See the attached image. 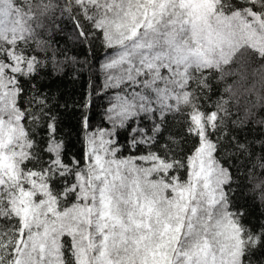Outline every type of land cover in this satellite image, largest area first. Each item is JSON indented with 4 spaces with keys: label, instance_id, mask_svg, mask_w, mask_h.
Instances as JSON below:
<instances>
[{
    "label": "snow or ice",
    "instance_id": "obj_1",
    "mask_svg": "<svg viewBox=\"0 0 264 264\" xmlns=\"http://www.w3.org/2000/svg\"><path fill=\"white\" fill-rule=\"evenodd\" d=\"M0 264H264V0H0Z\"/></svg>",
    "mask_w": 264,
    "mask_h": 264
},
{
    "label": "trees",
    "instance_id": "obj_2",
    "mask_svg": "<svg viewBox=\"0 0 264 264\" xmlns=\"http://www.w3.org/2000/svg\"><path fill=\"white\" fill-rule=\"evenodd\" d=\"M70 55H81L78 48H73L69 45ZM79 67V65H78ZM73 68L69 65L65 70V75L55 78V82L45 79L44 83L49 84L50 89L53 93H63L65 98L71 96L72 99H78L80 93L83 91V85L86 80V73L81 79H73L72 78ZM226 85L218 84L215 86L216 88V95L212 97L213 100H216L223 92V89ZM257 89L260 88V85H256ZM75 121H73L74 123Z\"/></svg>",
    "mask_w": 264,
    "mask_h": 264
}]
</instances>
